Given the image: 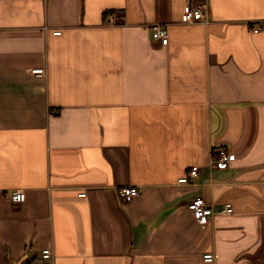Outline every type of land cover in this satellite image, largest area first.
Wrapping results in <instances>:
<instances>
[{
    "label": "crops",
    "instance_id": "crops-1",
    "mask_svg": "<svg viewBox=\"0 0 264 264\" xmlns=\"http://www.w3.org/2000/svg\"><path fill=\"white\" fill-rule=\"evenodd\" d=\"M191 4L203 20H181ZM196 195L234 209L199 223ZM46 247L54 264H264V0H0V264Z\"/></svg>",
    "mask_w": 264,
    "mask_h": 264
},
{
    "label": "built area",
    "instance_id": "built-area-1",
    "mask_svg": "<svg viewBox=\"0 0 264 264\" xmlns=\"http://www.w3.org/2000/svg\"><path fill=\"white\" fill-rule=\"evenodd\" d=\"M205 17L204 7L201 5L191 4L181 16L183 22H193L203 20ZM108 19L112 23L118 22V14L116 12L108 13ZM61 30H55V33H60ZM151 35L156 41L167 44L169 41L168 29L165 23L157 21L151 24ZM33 71L37 74H43L44 68H35ZM236 158V153L227 146L217 148L216 155L213 160V165L217 168H227L230 163ZM199 165H193L187 174L180 177V182H189L195 180L199 175ZM141 192L140 185L127 184L119 187V195L121 199L130 201L135 195ZM81 194H84L82 192ZM6 197L13 202H23L26 198V192L23 189L9 190ZM188 208L193 213V216L199 223H204L216 213L232 212L234 207L231 202H226L221 205L209 203L202 195H196L188 202ZM213 252L204 253V259L214 260ZM30 264H54V255L51 247L43 248L40 255L31 258Z\"/></svg>",
    "mask_w": 264,
    "mask_h": 264
}]
</instances>
